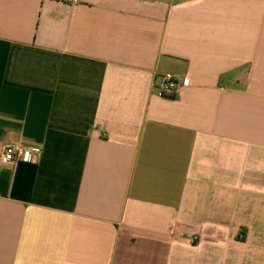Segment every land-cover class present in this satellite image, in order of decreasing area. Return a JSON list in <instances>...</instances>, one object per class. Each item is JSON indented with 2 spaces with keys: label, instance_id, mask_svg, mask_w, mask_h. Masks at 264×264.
I'll return each instance as SVG.
<instances>
[{
  "label": "crops",
  "instance_id": "crops-1",
  "mask_svg": "<svg viewBox=\"0 0 264 264\" xmlns=\"http://www.w3.org/2000/svg\"><path fill=\"white\" fill-rule=\"evenodd\" d=\"M8 144L0 264H264V0H0Z\"/></svg>",
  "mask_w": 264,
  "mask_h": 264
},
{
  "label": "built area",
  "instance_id": "built-area-1",
  "mask_svg": "<svg viewBox=\"0 0 264 264\" xmlns=\"http://www.w3.org/2000/svg\"><path fill=\"white\" fill-rule=\"evenodd\" d=\"M75 3L77 0H67ZM178 87V82L172 73H165L158 89V95L163 97L172 96ZM36 159V153L21 146L20 144H8L0 152V164H11L17 160L32 162Z\"/></svg>",
  "mask_w": 264,
  "mask_h": 264
},
{
  "label": "trees",
  "instance_id": "trees-1",
  "mask_svg": "<svg viewBox=\"0 0 264 264\" xmlns=\"http://www.w3.org/2000/svg\"><path fill=\"white\" fill-rule=\"evenodd\" d=\"M173 96V95H172ZM172 96H170V97H172Z\"/></svg>",
  "mask_w": 264,
  "mask_h": 264
}]
</instances>
